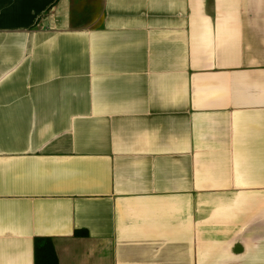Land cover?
<instances>
[{
    "label": "crops",
    "instance_id": "0c3cea01",
    "mask_svg": "<svg viewBox=\"0 0 264 264\" xmlns=\"http://www.w3.org/2000/svg\"><path fill=\"white\" fill-rule=\"evenodd\" d=\"M264 264V0H0V264Z\"/></svg>",
    "mask_w": 264,
    "mask_h": 264
},
{
    "label": "trees",
    "instance_id": "16d2710c",
    "mask_svg": "<svg viewBox=\"0 0 264 264\" xmlns=\"http://www.w3.org/2000/svg\"><path fill=\"white\" fill-rule=\"evenodd\" d=\"M35 239L36 264H57L52 240L49 237H37Z\"/></svg>",
    "mask_w": 264,
    "mask_h": 264
}]
</instances>
